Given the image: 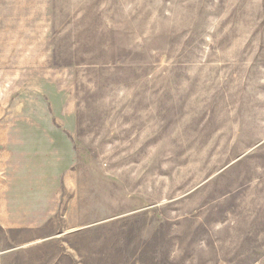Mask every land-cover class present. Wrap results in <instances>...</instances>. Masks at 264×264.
Returning a JSON list of instances; mask_svg holds the SVG:
<instances>
[{"label": "rangeland", "instance_id": "obj_1", "mask_svg": "<svg viewBox=\"0 0 264 264\" xmlns=\"http://www.w3.org/2000/svg\"><path fill=\"white\" fill-rule=\"evenodd\" d=\"M27 185L52 209L6 208L0 255L264 264V0H0V196Z\"/></svg>", "mask_w": 264, "mask_h": 264}, {"label": "crops", "instance_id": "obj_2", "mask_svg": "<svg viewBox=\"0 0 264 264\" xmlns=\"http://www.w3.org/2000/svg\"><path fill=\"white\" fill-rule=\"evenodd\" d=\"M0 193H2V196L4 197V193L1 190H0ZM26 193L29 194V196H35V198L33 199L31 197V199L30 198L22 199L23 196H28ZM21 195H23V196H21ZM42 195H44L45 197H41ZM46 196H50V197L47 198ZM16 197L18 199L17 200L18 202L15 201ZM51 197H52V188L47 189L46 187H44V188L38 187V188L32 189V188H29L28 185L25 187L20 186L19 188H14V190L12 192H10V191L7 192V198H8L7 200H6V198L2 199L0 196V215L1 214L4 215L6 213V208H9L11 211L16 212V211H18L17 209L21 205H25V206L30 205V208L32 206V209H33L35 204H37V203H41L44 205H43V207H36L35 210L37 208H41L39 210L48 211V210L52 209L53 201H51ZM48 202L50 203L49 206L47 205ZM45 218L47 219V217H45ZM41 222H46V220H43ZM21 223H28V222H21ZM21 223L18 222L17 220H14V221L11 220L8 222L6 217L5 218L0 217V225L21 224ZM12 251L13 252H9V251L1 252L0 264H8L9 261H13V262L18 261L21 263V261H24V260H28V261H31L34 263V261L32 260L33 256L25 255L22 258H20V257H18L19 254H15L14 250H12ZM25 264H31V263H25Z\"/></svg>", "mask_w": 264, "mask_h": 264}]
</instances>
